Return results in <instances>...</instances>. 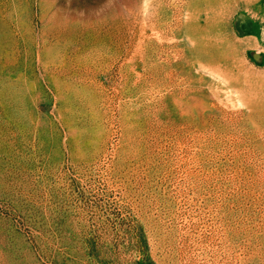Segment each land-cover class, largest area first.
<instances>
[{
  "label": "rangeland",
  "instance_id": "obj_1",
  "mask_svg": "<svg viewBox=\"0 0 264 264\" xmlns=\"http://www.w3.org/2000/svg\"><path fill=\"white\" fill-rule=\"evenodd\" d=\"M0 264H264V0H0Z\"/></svg>",
  "mask_w": 264,
  "mask_h": 264
}]
</instances>
